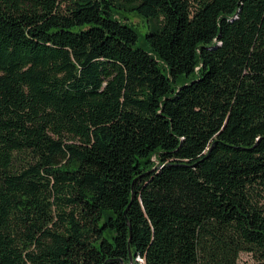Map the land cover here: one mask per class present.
Instances as JSON below:
<instances>
[{
    "label": "trees",
    "instance_id": "trees-1",
    "mask_svg": "<svg viewBox=\"0 0 264 264\" xmlns=\"http://www.w3.org/2000/svg\"><path fill=\"white\" fill-rule=\"evenodd\" d=\"M242 252L264 259V0H0V264Z\"/></svg>",
    "mask_w": 264,
    "mask_h": 264
},
{
    "label": "rangeland",
    "instance_id": "rangeland-1",
    "mask_svg": "<svg viewBox=\"0 0 264 264\" xmlns=\"http://www.w3.org/2000/svg\"><path fill=\"white\" fill-rule=\"evenodd\" d=\"M124 20L131 22L138 30L140 34L139 45L148 49L149 44L145 39V34L150 30L151 21L148 18L140 16L136 13H127L124 16ZM238 264H264V259H261L250 252H242L240 254Z\"/></svg>",
    "mask_w": 264,
    "mask_h": 264
},
{
    "label": "water",
    "instance_id": "water-1",
    "mask_svg": "<svg viewBox=\"0 0 264 264\" xmlns=\"http://www.w3.org/2000/svg\"><path fill=\"white\" fill-rule=\"evenodd\" d=\"M133 263V259H132V257H131V264Z\"/></svg>",
    "mask_w": 264,
    "mask_h": 264
}]
</instances>
